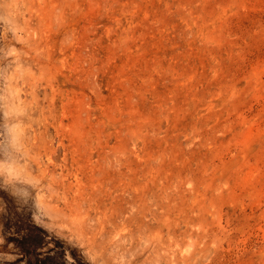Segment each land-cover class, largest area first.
Listing matches in <instances>:
<instances>
[{
  "label": "rangeland",
  "instance_id": "1",
  "mask_svg": "<svg viewBox=\"0 0 264 264\" xmlns=\"http://www.w3.org/2000/svg\"><path fill=\"white\" fill-rule=\"evenodd\" d=\"M0 264H264V0H0Z\"/></svg>",
  "mask_w": 264,
  "mask_h": 264
}]
</instances>
